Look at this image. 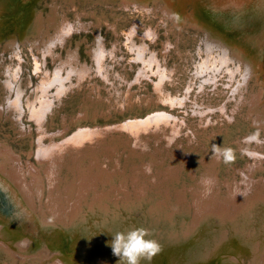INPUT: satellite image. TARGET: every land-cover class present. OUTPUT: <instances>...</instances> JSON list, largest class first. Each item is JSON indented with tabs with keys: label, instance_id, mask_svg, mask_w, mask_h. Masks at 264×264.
I'll return each instance as SVG.
<instances>
[{
	"label": "bare ground",
	"instance_id": "obj_1",
	"mask_svg": "<svg viewBox=\"0 0 264 264\" xmlns=\"http://www.w3.org/2000/svg\"><path fill=\"white\" fill-rule=\"evenodd\" d=\"M20 1L23 8L21 5L16 8V2ZM102 1L116 3L117 0ZM189 1L193 3L192 12H188ZM44 2L49 4L50 12L49 8L44 9L40 6ZM119 6L123 10L141 11L143 15L147 13L157 15V11H160L164 25L167 23L164 17L177 22L180 20L179 24L181 21H186V17L190 19V23L204 34L197 50L199 57L193 54L192 58L195 61L189 58L195 64L193 79L201 82L200 87L205 90L207 85L212 83L216 85L221 81L219 79L228 77L230 90L238 84L233 89L232 96L235 101L246 99V102L242 103L249 105L251 121L258 124L259 128L264 127L262 93H253L249 98L245 97L247 94L245 91L253 80L258 79L262 83L261 80L264 79V0H178V3L176 0H121ZM201 8L204 16L198 11ZM16 13L17 17H15ZM77 14L80 18L81 14ZM102 21L111 26L117 36L111 45H108L101 31L98 33L94 31L96 33L94 38H88L86 35L83 39L84 32H89L96 24L100 26ZM159 25L135 20L128 29H123L126 42L122 44L117 21L110 22L106 16H99L97 23L71 21L65 11L60 12L56 0H0V49L3 46L2 50L11 54V59L8 58L5 62L3 57L4 62L0 63V86L5 90L3 100L0 102V117L11 120L23 136L31 135L34 138L32 156L35 157L25 161L22 154L0 143V201L2 202H0V264H117L118 258L112 254L111 247L96 248L89 236L92 231L89 228V225L92 226V216L98 213L99 207L102 214L104 213L103 206L109 199V194L102 201L103 204L98 203L97 206L91 207L87 201H90L89 198L100 199L103 195L99 186L108 182L111 177L110 171L105 169L106 164L99 158L101 150L104 149H99L93 144L96 141L100 146L101 142L109 140L110 135L117 130L124 136L135 137V141L133 142V138L130 143L131 148L128 149L126 146L125 148L129 152L132 150V153L139 154L138 145L144 144L141 141L142 133H148L153 127L162 128L161 123L170 124L174 116L167 110L159 109L148 113L147 116L145 114V117L128 116L129 118L124 121L109 123L102 127L80 124L77 126L78 130L74 134L71 133L72 135L67 133L65 122L63 123L65 127H59L57 131H49L46 122L55 112L56 100L86 78L99 76L103 79V85L108 88L111 69L117 72L120 78L127 80L128 85L140 81L143 77L151 79L155 76L158 80L155 82L151 79V81L155 82L159 100L168 101L172 105L175 102L177 105H186L187 94L182 98L178 95H165V93L163 95L167 79L175 82L173 74L180 65L175 61V64L171 63L174 58L170 55L171 52L169 53L172 46L169 41L163 43V48L157 49L161 41L160 30L163 28ZM222 29L231 32L237 30V36L231 38L223 35ZM76 33H81L80 39L75 38ZM83 45L87 46L90 60L81 59ZM122 45L131 53L129 66L138 74L135 81L129 80L117 69L120 65L124 66L120 63L119 57L120 51L123 50ZM24 46L29 47L34 57L35 73L39 78V82L35 84H32V74L24 71L25 59L22 56ZM109 58H112L111 64L108 63ZM93 79L95 78H92L91 83ZM31 84L33 89L30 91ZM113 88L115 91L113 94H118L117 98L121 102H126V97L132 94V90ZM110 95L112 96V93ZM110 95H107L109 99L112 98ZM111 101L112 99L110 103L113 104L114 102ZM120 105L118 107H121ZM221 111L224 112L225 107H222ZM196 113L203 116L207 110L198 109ZM23 114H27L37 127L24 124ZM255 135L248 134L242 147L249 156L248 162L246 161L247 171L239 167L237 171L243 177L241 182L236 179L234 184L228 185V195L222 192V183L216 186L221 180H216V176L211 174L218 158L213 161V167H206L208 173L201 179L200 191H193L197 201L192 222L186 220V216L190 218L191 214L183 213L185 228L183 223L181 229L177 227V221L173 220V216L180 209H170L167 199L152 203L151 212H148L150 227L146 222L143 229L148 232L145 237L158 242L160 251L151 261L141 260L140 264H244L242 262L244 254H249L251 257L250 264H264V174L261 180L258 178L259 175H256L257 168L262 166L264 168V150L258 148L264 147V139ZM124 141L126 142V139L119 142ZM88 142L91 143L92 148L84 152L83 147ZM133 145L134 149H132ZM105 148L111 150L114 147L110 145ZM87 155L91 160L87 169L81 170L82 162ZM64 165L74 174V178L69 179L68 184L61 180V168ZM151 167L149 166L148 169L152 170ZM136 178L137 176H134V180ZM154 178H156L155 173L149 177V179ZM231 179L230 177V181ZM223 180L226 181L225 178ZM141 190L145 192L143 188ZM35 191L42 200L41 210L38 209L40 205L36 201ZM19 201L22 204L18 206L16 202ZM134 202L136 208L137 201ZM44 203L52 217L46 213ZM90 208L91 213L86 222L82 223ZM108 210L110 211L111 207H107L106 212ZM115 213L118 215L120 212L115 210L111 216ZM255 213H258L259 218L254 215ZM109 216L110 214L105 217V226H109L115 234L120 232V221L117 218L111 220ZM132 229H136L135 226H132ZM157 229L159 230L156 233ZM27 232L31 236L27 235ZM40 233L46 238V243L42 238L40 240ZM210 236L214 238L213 243L210 241ZM60 237L64 239L63 244Z\"/></svg>",
	"mask_w": 264,
	"mask_h": 264
},
{
	"label": "rangeland",
	"instance_id": "obj_2",
	"mask_svg": "<svg viewBox=\"0 0 264 264\" xmlns=\"http://www.w3.org/2000/svg\"><path fill=\"white\" fill-rule=\"evenodd\" d=\"M56 1L58 2V8H60V12L62 13V11H65L67 18L70 19L71 21L81 20L86 23H90V22L97 23L98 17L102 15L106 16V18L110 22L117 21L118 28L120 31L119 38L122 44L126 42L125 41L126 34L125 31H123V29L124 30L128 29L135 20L151 25L160 24L159 26H163V28L160 30L161 41H159V44L161 47L160 46L158 47L157 45V49L163 48V43L169 41L172 44L169 53L171 52L170 55H172V58L174 59L176 58L175 60L173 59L171 63L175 64V62H177L178 65H180V68L183 67L182 69L179 68L180 71L178 69L173 74L175 76L174 83L173 81H170L169 78L167 79V83L164 87L163 95L164 93L165 95L167 94H171L173 96L178 95L182 98L184 97L185 94H187L188 105L187 104L177 105L176 102L174 103V105H172L168 101L159 100L158 98L159 92L157 93V91L155 90V82L158 79H156L155 76L151 78L155 82L151 81V79H149L148 77H143L140 81H136V83L134 82V84L128 85L127 80L125 81L124 79L120 78L118 73L113 72L112 69L109 75L111 80L109 82L108 88L103 85V79H101L99 76L98 77L93 76L88 79L86 78L81 82V84L76 85L73 88L69 89L64 94H62V96L59 99L56 100V108L54 109L55 112L53 115L49 116L46 122V127L49 131H55V130L57 131L59 127L61 128L65 127L63 124L65 122L68 131L67 133L69 135H72L71 133L74 134L78 130L77 126H79L80 124L86 125L88 127H95L98 125L102 127L109 123L115 124L118 123V121L119 122L124 121V119L126 120L129 117H134V116L145 117L148 115V113H151L152 111L159 109L167 110L174 116L171 119L170 124L169 123L160 124V126L164 128L163 130L162 128L158 129L152 126L153 129L148 131V133L145 132L142 133L141 141L144 144L143 145L140 144L141 146L138 145L139 154L132 153V150L130 152L127 151L128 149L131 148L130 143L132 142L133 138H134L133 142L135 141V137L126 136V135L124 136L121 133H118L117 130H115L112 133V135H110V137L108 138L109 140L105 141L104 143L101 142L100 146L96 141L93 144L95 145V147L99 149H104L101 150V153L99 154L100 155L99 158L103 161L104 164H106L107 167H105V169L106 170L108 169L110 171L108 172L111 174V177L108 180V182H105V184H101L99 186V189L103 196L100 199H94V200H91L92 198H89L90 201L89 202L87 201V203L91 204V207L97 206L98 203L103 204L102 201L106 199V196L109 194V199L105 201L103 206L104 213L102 214L101 207L97 208L98 213L96 212L92 216V223H91L92 226L89 225V228H91L92 230L89 236L93 242V246H95L96 248L97 247H101V248L106 247L107 249L110 248V242L113 239L115 233L109 228V226H105L104 224L105 217L108 214H110L108 218H110L111 220L113 218L114 219L117 218V220L120 221L121 227L120 226L119 227L121 230L120 232L122 233H125V231H130L132 226H135L136 229L144 228V226H146V222L148 223V227H150L151 220L148 215V212H151L152 203L157 202L158 200L162 202L164 199H167L168 201L167 204L170 209L173 208L180 209V211L179 212L177 211V213L173 216V220L177 221V227H180L181 229L182 227L181 223H183V226L185 228L186 225L183 222L184 214L185 213L191 214L190 218L189 216H186V220H188L189 222H192V219L195 217V203L197 200L195 198V194L193 193V191L194 190L200 191L199 187L202 186L201 179L204 176V174L208 173L206 167L209 166L213 167L214 166L213 161H215L216 158H218L217 165L216 167L214 166V168L211 170V174L216 176V180L218 181L221 180L219 182L216 181L217 182L216 186H218L219 184L221 185L222 183L221 185L223 187L222 192H225L228 195V191H229L228 185L234 184L236 179H239L241 182V178L243 177L237 171L239 167H241L240 169L244 168L243 170L247 171L246 166L248 162L247 159H249L248 158L249 156H247V153L244 152L242 147L245 145V140L248 137V134L250 135L256 134L258 137L264 139V127L259 128L257 126L258 124L254 123V121H251L252 116L249 112L251 111L250 107L249 105H247V103L246 104L242 103V102H246L245 101L246 99L243 98L241 100L235 101L234 96H232L233 89H235L238 84H235V87H233L230 90L231 84L230 85L228 84V80H229L228 77L226 78L220 77L221 79L219 80H221L223 83L221 81H218L216 85H214V83L209 84L207 85L208 87L205 90L200 87L201 82H197L196 81L197 79H193L196 70L194 68L195 64H193L194 63L193 61L195 60L192 57L193 54L198 56L197 50L199 49V46L201 44V39L204 37V34L202 33V30L196 29V27L193 26L192 23H190L191 20L188 19L187 17L185 19L187 22L181 21L180 22L181 25L178 23L180 20L177 22L176 20L172 21V19L164 17L167 22L166 25H164L162 24L163 23L162 18H160L161 17L160 14H162L160 11H157L158 12L157 15L151 13H147L146 15H143L144 13H141V11H137L134 9L123 10L120 9L119 6L121 0H117L116 3L114 1L108 3L110 1L105 2L102 0H56ZM176 2L178 3V0H176ZM19 5H21V7L23 8L21 1L19 3L16 2L15 7L17 8V6ZM40 6H42V8L44 9L50 7L49 4H46V2L41 3ZM15 7H14V11H15ZM187 8H189L188 12L193 11L192 9L193 3L191 1L187 3ZM48 10L49 12L51 11L50 8ZM198 11L201 12V16H204V12L202 8L198 9ZM17 13L15 14L16 16L15 15L13 16L17 17L18 15ZM77 13L81 14L80 18H78ZM154 15L156 17H154ZM182 19L183 18H181V20ZM98 26L99 25L96 24L94 25V27L90 29L89 32H84L83 39L86 38V35L88 38H94V36H96V33L101 31L102 34L107 39L108 45H111L112 41H115L117 39V36H115V33L112 31V27L108 26L107 23L103 21L101 22L100 26L99 27ZM250 29L252 30L253 28ZM94 31H96V33H94ZM232 32L231 30L228 29L227 30L222 29L223 35H227L231 38L237 36L236 34L237 30H233ZM75 38L80 39L81 33H76ZM109 48H111V46H109ZM122 48L123 50L120 51L119 57H120V63L123 64L124 66L120 65L117 67L116 65V67L122 75L124 74L127 76L129 80L135 81L138 74L137 72H135V70H132L129 66L131 63V53L126 49L124 45H122ZM2 49H0V63L4 62L3 57L5 59V62H7L8 58L11 59V54L7 53V51H3ZM86 49L87 46L84 45L81 48V59H83V61H87L91 59ZM191 50L193 51L191 52ZM22 56H24L23 58L25 59L24 60L25 73H28L30 75L32 74L31 75L32 76L31 80L33 82L32 84L39 82V78L35 73L34 57L32 56L29 47L27 46L23 47ZM189 58H191L193 61ZM188 59L190 61H188ZM184 61L186 63H184ZM109 62L111 64L112 58L108 59V63ZM8 63L10 62L8 61ZM181 64H183V66ZM191 66L193 67L192 69ZM92 78L95 79H93V82L91 83L90 81H92ZM263 80L264 79L261 80L262 83H260L258 79L257 80L255 79V81L253 80L251 83L249 82L250 84L248 86V89L247 91H245V93H247L245 94V97L249 98L250 94L253 93H262L261 99L263 100L264 103V98H262L264 96ZM32 84L29 86L30 91L33 89ZM149 84L151 85L149 86ZM113 87L121 88L124 90L126 89L132 90L131 92L132 94L126 97V102L125 101L121 102V100L117 98L118 94L117 95L113 94L115 92ZM111 93L112 96L110 95ZM4 94H5V90L2 89V87L0 86V102L3 100ZM107 95L108 96L110 95L112 97L111 102H114L113 104L110 103L111 99H109L110 97L108 98ZM241 103L243 105H241ZM120 104L123 105L121 106ZM119 105L121 107H118ZM222 107H225L224 112L221 111ZM204 108H206L207 110V113L205 115L201 116L200 114L196 113V110L204 109ZM22 118L24 120V124L27 125L31 124L33 125V127L35 126L34 128L37 127L36 123L33 120H31L27 114H23ZM178 121L179 123H177ZM166 129H168L169 132ZM159 130H161L160 133ZM113 134H116V136H114ZM0 139H1L0 142L1 144L3 145L6 144L7 146L12 147L16 152L22 154L25 161L27 159H32L34 138L31 135L23 136L21 133H19V129H17L15 125H13V122L8 118L0 117ZM125 139L126 142L125 141L119 142L120 140L123 141ZM127 139H129V141ZM46 141L48 142V139ZM90 145L91 143L88 142L83 147L84 152H88L89 150H91L92 147ZM110 145L113 146L114 148H112L111 150L105 148V147L107 148L110 147ZM125 146L128 149L125 148ZM253 146L256 147V145ZM134 148L135 147L133 145L132 149ZM258 148L261 151L264 150V147L262 146H259ZM33 158L35 159V157ZM200 159H202V161ZM69 160L71 161V158H69ZM90 160H91L90 157H88L87 155V157L82 162L81 170L87 169ZM205 161L208 162L209 164L206 163ZM209 161H211L212 163ZM148 164L149 166H152L151 169L153 171L148 169L149 167ZM238 165H242V166H238ZM216 168L217 170L215 171ZM205 169L206 171H204ZM256 172H257L256 175H259L258 176L259 180H261V176L264 174L263 166L261 168H257ZM154 173L156 175L157 180L156 178L149 179V177H152ZM145 174L149 177H146ZM73 175L74 174L70 171V169L67 166L65 165L62 166L61 168L62 182L68 184V180L72 179V177L74 178ZM134 176H137L136 180H134ZM230 177L233 180L231 179L230 181ZM224 178L226 180L225 182L223 180ZM229 181L233 183H230ZM193 184H195L196 186ZM46 186L48 188V184H46ZM141 188L145 190L144 193L142 192ZM118 194H121V196H119ZM35 197H36V201L38 202V205H40L38 209L41 210L42 209L41 206H43L41 204L42 200L41 197L37 195L36 191H35ZM135 200L137 201L136 208L134 202ZM107 207H111V210L110 211L108 210L106 212ZM128 207L130 208L129 211H128ZM44 209L46 210L47 214H50L49 209L46 206V203H44ZM115 210H117L120 213H118V215L116 213L114 214L117 216L114 215L111 216L113 212H115ZM90 211L91 208L86 212V215L82 220V223L86 222L88 215L91 213ZM254 215H256L257 218H259L258 213H255ZM50 216L52 217L51 214ZM13 226L16 227L15 224H13ZM159 226L161 225L159 224ZM158 230L159 229H157L155 232L157 233ZM22 231L24 230L22 229ZM26 234L30 235V233L28 232ZM39 238L40 240L42 238V240L45 241V243L47 242L46 238H44L42 233L39 234ZM210 238H211L210 241L213 243L214 238L212 236H210ZM60 239L62 240V244H63L64 239H62L61 237ZM145 239L148 238L145 237ZM67 246H69V244H67ZM242 258L244 259V261H242L244 264H250L251 257L249 256V254H244Z\"/></svg>",
	"mask_w": 264,
	"mask_h": 264
},
{
	"label": "clouds",
	"instance_id": "obj_3",
	"mask_svg": "<svg viewBox=\"0 0 264 264\" xmlns=\"http://www.w3.org/2000/svg\"><path fill=\"white\" fill-rule=\"evenodd\" d=\"M146 235L148 232L143 228L116 233L110 247L112 254L118 258L117 264H140L141 260L151 261L160 251V246L155 240L145 239Z\"/></svg>",
	"mask_w": 264,
	"mask_h": 264
},
{
	"label": "water",
	"instance_id": "obj_4",
	"mask_svg": "<svg viewBox=\"0 0 264 264\" xmlns=\"http://www.w3.org/2000/svg\"><path fill=\"white\" fill-rule=\"evenodd\" d=\"M8 189H9V188H8ZM16 189H17V188H16ZM10 192L13 193L11 190H10ZM13 195H14V194H13ZM14 197H15V195H14ZM15 199H16V198H15ZM16 200H17V199H16ZM20 203H21L20 201H19V202H16V204H17L18 206L22 204V203H21V204H20Z\"/></svg>",
	"mask_w": 264,
	"mask_h": 264
},
{
	"label": "snow or ice",
	"instance_id": "obj_5",
	"mask_svg": "<svg viewBox=\"0 0 264 264\" xmlns=\"http://www.w3.org/2000/svg\"><path fill=\"white\" fill-rule=\"evenodd\" d=\"M230 158V157H229Z\"/></svg>",
	"mask_w": 264,
	"mask_h": 264
}]
</instances>
